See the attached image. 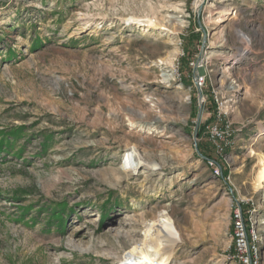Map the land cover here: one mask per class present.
I'll use <instances>...</instances> for the list:
<instances>
[{
    "label": "rangeland",
    "instance_id": "rangeland-1",
    "mask_svg": "<svg viewBox=\"0 0 264 264\" xmlns=\"http://www.w3.org/2000/svg\"><path fill=\"white\" fill-rule=\"evenodd\" d=\"M1 141L0 264H234L233 203L264 212V0H0Z\"/></svg>",
    "mask_w": 264,
    "mask_h": 264
},
{
    "label": "built area",
    "instance_id": "built-area-1",
    "mask_svg": "<svg viewBox=\"0 0 264 264\" xmlns=\"http://www.w3.org/2000/svg\"><path fill=\"white\" fill-rule=\"evenodd\" d=\"M200 85L204 84V78L199 77ZM216 109H221L228 100L219 96L217 92L214 94ZM224 130H219L215 126L213 133L209 135V140L213 144L215 151L222 154L227 147L229 140L227 134H230V126ZM206 132V131H205ZM211 166H215L216 173L219 176L224 175V170L221 165H218L214 159L209 160ZM264 210V209H263ZM232 213V232L231 242H233L232 261L234 264H264L263 255V240H264V225L259 222V217L264 216L261 209H257L255 203L252 202L249 206H245L241 201L233 203L231 208Z\"/></svg>",
    "mask_w": 264,
    "mask_h": 264
},
{
    "label": "bare ground",
    "instance_id": "bare-ground-1",
    "mask_svg": "<svg viewBox=\"0 0 264 264\" xmlns=\"http://www.w3.org/2000/svg\"><path fill=\"white\" fill-rule=\"evenodd\" d=\"M129 21V24H132V25H139V26H149V19H147L146 17H139V16H136V17H130L127 19ZM173 60V59H172ZM171 60V62H172ZM263 190V189H261Z\"/></svg>",
    "mask_w": 264,
    "mask_h": 264
},
{
    "label": "trees",
    "instance_id": "trees-1",
    "mask_svg": "<svg viewBox=\"0 0 264 264\" xmlns=\"http://www.w3.org/2000/svg\"><path fill=\"white\" fill-rule=\"evenodd\" d=\"M14 133H15V132H12V135H14ZM3 143H4V141H1V142H0V150H4V148H3V146H2ZM209 157H210V156H209ZM56 215L59 216V217L61 216L60 213H56Z\"/></svg>",
    "mask_w": 264,
    "mask_h": 264
},
{
    "label": "water",
    "instance_id": "water-1",
    "mask_svg": "<svg viewBox=\"0 0 264 264\" xmlns=\"http://www.w3.org/2000/svg\"><path fill=\"white\" fill-rule=\"evenodd\" d=\"M200 115H201V113H200Z\"/></svg>",
    "mask_w": 264,
    "mask_h": 264
}]
</instances>
